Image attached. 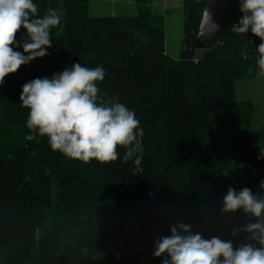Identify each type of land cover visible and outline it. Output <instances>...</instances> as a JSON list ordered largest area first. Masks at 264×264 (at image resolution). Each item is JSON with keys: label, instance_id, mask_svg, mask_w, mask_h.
<instances>
[{"label": "trees", "instance_id": "16d2710c", "mask_svg": "<svg viewBox=\"0 0 264 264\" xmlns=\"http://www.w3.org/2000/svg\"><path fill=\"white\" fill-rule=\"evenodd\" d=\"M88 1L59 0L61 22L51 31L48 54L5 77L0 113L27 119L29 110L20 101L26 82L51 78L76 63L102 67L106 76L98 82L101 92L118 97L140 121L143 152L137 155L142 156V171L136 172L133 161L122 162L123 148L115 162L83 163L53 151L46 137L26 140L28 128L5 130L0 148V264H126L131 259L161 264L163 257L153 255L155 241L170 235L167 212L180 201L172 169L162 163V151L174 145L181 144L195 164H211V176L202 187L217 209L229 187L237 192L247 187L264 196V133H251L250 107L234 97L235 81L255 76L259 45L250 31H232L242 17L239 0L229 1L224 30L202 52L195 40L209 3L184 0V51L178 60L166 53L164 16L152 14V0H134V16L100 18L89 16ZM44 3L50 11V0ZM25 36L21 29L17 41ZM15 50L23 52L22 47ZM221 137L230 144L229 154L213 151ZM201 171L196 168L187 176ZM169 190L164 206L157 194ZM156 202L162 207L160 216L152 205ZM227 218L230 225L221 229L222 239L234 245L244 242V233H230L249 218L243 210L227 213Z\"/></svg>", "mask_w": 264, "mask_h": 264}, {"label": "clouds", "instance_id": "9594fccd", "mask_svg": "<svg viewBox=\"0 0 264 264\" xmlns=\"http://www.w3.org/2000/svg\"><path fill=\"white\" fill-rule=\"evenodd\" d=\"M242 17L232 26L237 34L252 35L261 41L257 47L259 75L264 77V0H239ZM205 24L217 29L205 10ZM61 22V15L50 10L44 15L33 0H0V86L5 77L22 65L43 58L52 46L51 31ZM21 29L23 41H17ZM22 47L23 52L15 48ZM102 67L90 68L80 63L55 73L51 78L26 82L20 95L21 106L28 109V141L46 137L50 148L66 158L89 163L108 164L120 159L118 149H125L122 162L133 161L136 172L143 152L144 132L135 112L101 92L98 82L105 79ZM264 155V151H262ZM259 158V157H258ZM260 188L264 190V181ZM243 210L249 222L233 228L231 236L245 234L244 242L234 245L218 236L205 238L192 226L179 222L170 226V235L155 241V257L161 264H264V196L244 187L239 192L229 187L223 197L221 213Z\"/></svg>", "mask_w": 264, "mask_h": 264}, {"label": "rangeland", "instance_id": "374dc122", "mask_svg": "<svg viewBox=\"0 0 264 264\" xmlns=\"http://www.w3.org/2000/svg\"><path fill=\"white\" fill-rule=\"evenodd\" d=\"M33 2L38 5L41 16L47 13L45 0H33ZM67 2L68 0H66ZM59 5L60 2L58 0V9ZM69 6L74 10L71 2H69ZM87 6L89 16L92 18L134 16L137 14L134 0H89ZM151 11L154 15L164 16L166 53L173 59H181L182 52L184 51V0H152ZM258 42L259 44L261 42L259 38ZM234 97L236 102L247 104L250 107L249 121L251 133H264V77L259 75L258 66L253 78L237 79L235 81ZM22 115L19 113H0V148L3 147L2 132L12 127H19L24 131L27 130L25 124L27 119H23ZM160 138H163V136L161 135ZM229 146V142L224 137H221L219 142L213 146V151L216 154L226 155L230 153ZM261 148L264 151V141ZM160 150L163 149L160 148ZM162 154L164 156L163 159L166 160L165 163H162L170 166L174 174V180L177 182L173 184V189H176L180 194L178 205L167 212L168 226L184 222L192 226L194 233H202L205 238L218 236L222 239L221 229L225 230L230 225L227 221V213H221L220 209H217V205L214 204L211 196L209 197V193L202 187L211 176V164H204L202 161L195 164L196 161L186 157L181 149V144L179 146L174 145L172 148H165ZM235 163L233 162L232 165L234 166ZM196 168H202V174L195 173L189 179L188 176ZM182 171L183 175L181 176ZM202 177L204 178L203 181ZM171 193L172 191L169 190L157 194L161 198L162 205H168ZM157 203L160 205L159 202ZM66 213L68 214L69 212ZM47 228L44 226L46 231L48 230ZM136 263V259L126 262V264Z\"/></svg>", "mask_w": 264, "mask_h": 264}, {"label": "water", "instance_id": "95a60500", "mask_svg": "<svg viewBox=\"0 0 264 264\" xmlns=\"http://www.w3.org/2000/svg\"><path fill=\"white\" fill-rule=\"evenodd\" d=\"M209 6L206 8L211 15L212 21H214L219 27L213 28L210 24H205V10L202 14V19L198 28V32L195 40V47L198 51H208L211 49L212 44L215 42L217 37L222 33L225 28V16L229 10L230 0H206ZM51 10L58 9V0H50ZM158 213L161 214V206L156 202L152 204Z\"/></svg>", "mask_w": 264, "mask_h": 264}, {"label": "crops", "instance_id": "0c3cea01", "mask_svg": "<svg viewBox=\"0 0 264 264\" xmlns=\"http://www.w3.org/2000/svg\"><path fill=\"white\" fill-rule=\"evenodd\" d=\"M167 12V11H166Z\"/></svg>", "mask_w": 264, "mask_h": 264}]
</instances>
